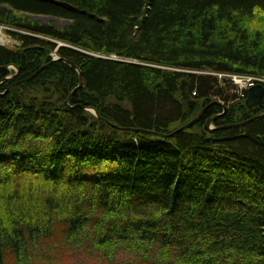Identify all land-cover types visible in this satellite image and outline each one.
I'll list each match as a JSON object with an SVG mask.
<instances>
[{
    "label": "trees",
    "instance_id": "1",
    "mask_svg": "<svg viewBox=\"0 0 264 264\" xmlns=\"http://www.w3.org/2000/svg\"><path fill=\"white\" fill-rule=\"evenodd\" d=\"M0 25L44 38L0 46V264H264V83L249 109L207 75L264 79V0H0ZM52 41L81 88L60 60L21 82Z\"/></svg>",
    "mask_w": 264,
    "mask_h": 264
},
{
    "label": "water",
    "instance_id": "2",
    "mask_svg": "<svg viewBox=\"0 0 264 264\" xmlns=\"http://www.w3.org/2000/svg\"><path fill=\"white\" fill-rule=\"evenodd\" d=\"M68 65L70 66H74L73 64L71 63H67ZM47 66H44L42 67L39 71H37L35 74H33L31 77L21 81V82H26V81H29L31 78H33L37 73H40L43 69H45ZM79 84L77 86V88H81L83 86V79L80 77V74H79ZM75 91V90H74ZM73 91V92H74ZM178 91H179V95H180V100L179 102L181 104H183L185 107H191L193 105V100L191 99V97L189 96V86L188 84L185 82V81H181L179 87H178ZM262 96H263V87L261 85H257L255 87H252L248 90V95H247V99L245 101V106L247 108H253V107H256V106H259L260 105V101L262 99ZM218 106V103L216 102H213L211 103L209 106L203 108L190 122H188L187 124L181 126L179 129L173 131L172 133L170 134H165V135H160V134H156L157 136H161V137H164V138H168V137H171L173 136L174 134L176 133H179L180 131H183V130H186L190 127H192L195 123L198 122L200 116L202 115V113L208 109L210 106ZM94 115H96V112L94 110H90ZM259 116V114H257L256 116L248 119L247 121L245 122H241V123H238V124H233V125H227V126H223L221 128H230V127H236V126H243L247 123H249L250 121H252L253 119L257 118ZM218 116H214L210 122L208 123L207 127H206V130H212V128H210V126L212 125V123L215 121V119L217 118ZM259 144L263 147L264 149V136H261L259 138Z\"/></svg>",
    "mask_w": 264,
    "mask_h": 264
},
{
    "label": "rangeland",
    "instance_id": "3",
    "mask_svg": "<svg viewBox=\"0 0 264 264\" xmlns=\"http://www.w3.org/2000/svg\"><path fill=\"white\" fill-rule=\"evenodd\" d=\"M30 19L32 21H36L41 24H47V23H52L54 26L58 28H62L64 26H67L68 22L62 19L58 18H52V17H47V16H30ZM0 44L1 45H12L13 41L6 36L2 31H0ZM232 83V87H235L234 83ZM236 88V87H235ZM229 88H227L228 90ZM231 93V89L227 91V94ZM73 255V254H72ZM136 255L127 253V252H121L117 257L114 259V262L118 259L122 261L123 264H138L137 259L135 258ZM74 261V262H73ZM113 262V263H114ZM109 263L107 261H101L97 257H79V256H73V258L69 259L67 262L62 261V262H49L48 264H113Z\"/></svg>",
    "mask_w": 264,
    "mask_h": 264
},
{
    "label": "bare ground",
    "instance_id": "4",
    "mask_svg": "<svg viewBox=\"0 0 264 264\" xmlns=\"http://www.w3.org/2000/svg\"><path fill=\"white\" fill-rule=\"evenodd\" d=\"M34 16H37V15H34ZM0 31H2L6 36H8L9 35V32H13V33H19V34H23V35H28V36H32V37H36V38H39V39H44L43 37H41V36H38V35H34V34H30V33H28V34H26V33H24L23 31H20V30H18V29H15V28H12V27H8V26H5V25H0ZM8 34V35H7ZM9 37V36H8ZM10 38V37H9ZM11 39V38H10ZM12 40V39H11ZM13 41V40H12ZM54 44H56V48H55V50H54V52L52 53V54H50V58H51V62L49 63V64H47V65H43L42 67H44V66H49L51 63H53V62H55V61H58V60H60V61H62L63 63H65L66 65H68L67 63H71V64H73L74 66H70V65H68V66H70V67H72V68H74V70L76 71V73H77V75H78V78H79V74H80V77L82 78V75H81V73H80V71L76 68V65L73 63V62H71V61H68V60H65V59H60L57 55H56V52H57V50L59 49V48H61V47H66V45H64L63 43H61V42H56V41H52ZM13 45H16V46H18V44L15 42V41H13V44L12 45H1L0 44V46H2V47H10V46H13ZM42 67H40L38 70H36L33 74H35L37 71H39ZM46 67V68H47ZM45 68V69H46ZM44 70V69H43ZM171 71H177V70H175V69H170ZM185 72H187V73H191V74H196L194 71H185ZM212 73H214V72H212ZM32 74V75H33ZM38 74V73H37ZM36 74V75H37ZM205 74V73H204ZM208 74V73H207ZM219 74V73H218ZM220 74H225V73H220ZM32 75H30L29 77H31ZM35 75V76H36ZM34 76V77H35ZM29 77H27V78H29ZM33 77V78H34ZM26 78V79H27ZM33 78H31V79H33ZM30 79V80H31ZM215 93H216V91H215ZM227 96H229V95H227ZM217 97H219V96H217V95H214V96H212L211 97V99L212 98H217ZM88 110H92V109H88ZM227 126V125H226ZM134 131H136V132H141V133H146V134H151V135H156V134H159V133H157V132H154V131H148V130H142V129H137V130H134ZM161 135V134H160ZM157 136V135H156Z\"/></svg>",
    "mask_w": 264,
    "mask_h": 264
},
{
    "label": "built area",
    "instance_id": "5",
    "mask_svg": "<svg viewBox=\"0 0 264 264\" xmlns=\"http://www.w3.org/2000/svg\"><path fill=\"white\" fill-rule=\"evenodd\" d=\"M232 82L237 87L236 90L231 89V93L235 94L237 96H242V90L245 88L252 86L253 84V78H245L241 76H232L231 77ZM192 95H195V93H192Z\"/></svg>",
    "mask_w": 264,
    "mask_h": 264
},
{
    "label": "clouds",
    "instance_id": "6",
    "mask_svg": "<svg viewBox=\"0 0 264 264\" xmlns=\"http://www.w3.org/2000/svg\"><path fill=\"white\" fill-rule=\"evenodd\" d=\"M207 75H211V76H213V77H220V76H222V77H229V76H234V75H228V74H213V73H208ZM236 76V75H235ZM230 78V77H229ZM259 79H261V82H262V84L264 83V79H262V78H259ZM262 84H261V86H262ZM263 87V86H262ZM232 89V88H231ZM231 95H233L232 93H230ZM262 98H263V96H262ZM244 100V99H246L245 98V96L244 95H242L238 100ZM260 106V105H259ZM259 114L261 113V112H258Z\"/></svg>",
    "mask_w": 264,
    "mask_h": 264
},
{
    "label": "flooded vegetation",
    "instance_id": "7",
    "mask_svg": "<svg viewBox=\"0 0 264 264\" xmlns=\"http://www.w3.org/2000/svg\"><path fill=\"white\" fill-rule=\"evenodd\" d=\"M207 110V109H206Z\"/></svg>",
    "mask_w": 264,
    "mask_h": 264
}]
</instances>
